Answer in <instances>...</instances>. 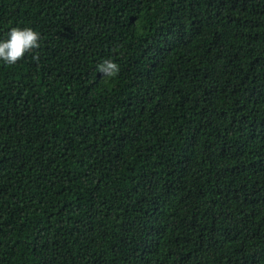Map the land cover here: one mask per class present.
<instances>
[{
  "label": "trees",
  "instance_id": "16d2710c",
  "mask_svg": "<svg viewBox=\"0 0 264 264\" xmlns=\"http://www.w3.org/2000/svg\"><path fill=\"white\" fill-rule=\"evenodd\" d=\"M12 26L40 39L0 63V264H264V0H0Z\"/></svg>",
  "mask_w": 264,
  "mask_h": 264
},
{
  "label": "clouds",
  "instance_id": "9594fccd",
  "mask_svg": "<svg viewBox=\"0 0 264 264\" xmlns=\"http://www.w3.org/2000/svg\"><path fill=\"white\" fill-rule=\"evenodd\" d=\"M40 34L30 26H12L0 37V63L15 64L25 53L39 47ZM33 61L39 59L32 56ZM95 71L105 80L115 77L119 65L111 58H103L95 65Z\"/></svg>",
  "mask_w": 264,
  "mask_h": 264
}]
</instances>
